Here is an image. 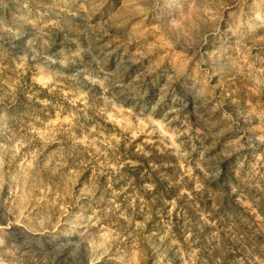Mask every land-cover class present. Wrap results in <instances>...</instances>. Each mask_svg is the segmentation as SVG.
<instances>
[{
  "label": "clouds",
  "instance_id": "clouds-1",
  "mask_svg": "<svg viewBox=\"0 0 264 264\" xmlns=\"http://www.w3.org/2000/svg\"><path fill=\"white\" fill-rule=\"evenodd\" d=\"M156 7L0 0V264H264V0Z\"/></svg>",
  "mask_w": 264,
  "mask_h": 264
},
{
  "label": "rangeland",
  "instance_id": "rangeland-1",
  "mask_svg": "<svg viewBox=\"0 0 264 264\" xmlns=\"http://www.w3.org/2000/svg\"><path fill=\"white\" fill-rule=\"evenodd\" d=\"M182 2V0H153V3L157 6L156 11L162 17L167 18L170 13L175 12L177 5ZM22 112L21 109L14 110V114L19 116ZM56 244V238L52 236H45L37 238L36 240L30 242V246L34 251H46L52 248Z\"/></svg>",
  "mask_w": 264,
  "mask_h": 264
}]
</instances>
